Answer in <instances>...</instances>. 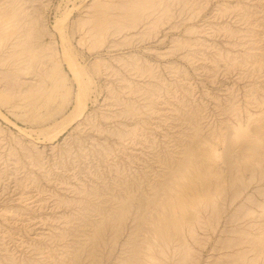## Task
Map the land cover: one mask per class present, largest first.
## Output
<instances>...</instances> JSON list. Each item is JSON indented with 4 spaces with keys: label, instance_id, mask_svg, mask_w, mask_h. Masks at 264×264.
Here are the masks:
<instances>
[{
    "label": "rangeland",
    "instance_id": "rangeland-1",
    "mask_svg": "<svg viewBox=\"0 0 264 264\" xmlns=\"http://www.w3.org/2000/svg\"><path fill=\"white\" fill-rule=\"evenodd\" d=\"M0 264H264V0H0Z\"/></svg>",
    "mask_w": 264,
    "mask_h": 264
},
{
    "label": "bare ground",
    "instance_id": "bare-ground-1",
    "mask_svg": "<svg viewBox=\"0 0 264 264\" xmlns=\"http://www.w3.org/2000/svg\"><path fill=\"white\" fill-rule=\"evenodd\" d=\"M71 67H72V66H71ZM73 67H74V66H73ZM77 74H78V73H77ZM82 94H83V93H82ZM80 95H81V94H80ZM79 97H80V96H79ZM84 98H85V97H84ZM78 99H79V101L77 102V103H78V104H77V108H80L81 105H82V104H81L82 102H81V99H80V98H78ZM84 100H85V99H84ZM82 101H83V100H82ZM85 103H86V102H85ZM85 103H84V105H85ZM85 106H86V105H85ZM85 106H83L84 109H82V108H81V109H82V110H85V108H86ZM83 112H84V111H83ZM83 112H82V113H83ZM82 113H81V114H82ZM68 117H69V116H68ZM72 118H73V117H72ZM72 118H70V119H72ZM68 124H69V123H68ZM61 125H62V123H61ZM66 127H67V126H65V128H63L62 130L66 129ZM60 131H61V129H60ZM60 131H59V132H60ZM62 132H64V131H62ZM62 132H60V133H62ZM58 134H59V133H58ZM56 136H57V135H56ZM257 245H258V244H257ZM256 248H257V246H256Z\"/></svg>",
    "mask_w": 264,
    "mask_h": 264
}]
</instances>
